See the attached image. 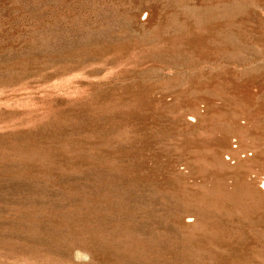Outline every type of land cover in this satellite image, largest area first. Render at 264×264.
<instances>
[{
  "label": "rangeland",
  "instance_id": "obj_1",
  "mask_svg": "<svg viewBox=\"0 0 264 264\" xmlns=\"http://www.w3.org/2000/svg\"><path fill=\"white\" fill-rule=\"evenodd\" d=\"M264 0H0V264H264Z\"/></svg>",
  "mask_w": 264,
  "mask_h": 264
},
{
  "label": "bare ground",
  "instance_id": "obj_2",
  "mask_svg": "<svg viewBox=\"0 0 264 264\" xmlns=\"http://www.w3.org/2000/svg\"><path fill=\"white\" fill-rule=\"evenodd\" d=\"M263 187H264V182H263Z\"/></svg>",
  "mask_w": 264,
  "mask_h": 264
}]
</instances>
